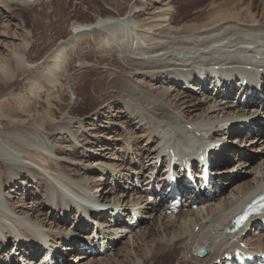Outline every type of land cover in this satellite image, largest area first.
Segmentation results:
<instances>
[{
	"label": "bare ground",
	"instance_id": "6f19581e",
	"mask_svg": "<svg viewBox=\"0 0 264 264\" xmlns=\"http://www.w3.org/2000/svg\"><path fill=\"white\" fill-rule=\"evenodd\" d=\"M111 1L96 26L92 23L87 29L74 28L78 32L70 30L69 39L75 34L85 38L77 47L81 51L72 54L65 73H61L58 83L55 81L58 92L52 100V111L61 114L59 120H44L38 125L39 112L27 114L30 104H20L17 115L11 110L12 103L0 105V264L18 259L35 264L46 243L51 252L71 253L64 264H154L155 258L156 264H215L222 252L235 247L228 240L227 230L232 229L237 213L264 187V131L259 134L264 130V116L255 118L258 110L247 111L234 102L214 99L202 90L203 74L199 73L202 68L201 73L205 70L212 76L211 68L220 69L224 86L226 76L236 81L247 76L264 82V47L258 52L250 47L252 40L264 34V16L254 15L249 8L226 14L215 11L210 16L212 21L207 20L220 29L210 32L207 21L202 25L180 22L174 0ZM37 2L0 0V8L9 10L20 5L33 10ZM8 31L0 34V42L9 39ZM68 41L60 37L39 60L29 57V44L24 43L20 54L8 63H0V84L15 87L24 73H30L32 77L41 74L44 82L30 75L33 81L30 79L25 87L52 86L50 73L46 72L61 67V54L56 51L62 45L67 48ZM73 48L69 50L73 52ZM84 87H92L91 92L87 94ZM70 92L75 102H67ZM77 113L86 115L74 117ZM119 121L123 122L117 124ZM246 123L247 127L238 128ZM123 126L144 129L148 143L156 146L140 147L133 132L121 146L108 135L103 140L92 136L102 128L116 136ZM250 127L258 128V132L254 138L245 139ZM52 136L69 141L71 148L57 147L50 141ZM212 141L218 144L213 167L216 173L222 171L224 186L223 197L214 203L166 216L164 210L156 211L144 195L112 190V178L130 188L131 179L140 177L142 170L147 174L142 180L146 179L149 186L154 171H162L156 163L159 159L178 151L189 156L200 145L213 148ZM98 183L101 189L96 193ZM21 194L23 198H19ZM89 194L107 207L124 213L138 209L142 214L144 225L132 235L119 236L122 228H113L110 232L115 234L108 237L104 234L113 247L106 257L77 255L76 238L86 237L87 233L74 201L77 196L85 198ZM159 203L162 201L156 205ZM82 209L94 213L95 218L103 215L99 226H108L111 211ZM255 224L249 221L235 234L250 250L264 248V237L249 232ZM198 247L207 249L205 258L195 257ZM73 255H77L75 259Z\"/></svg>",
	"mask_w": 264,
	"mask_h": 264
},
{
	"label": "rangeland",
	"instance_id": "374dc122",
	"mask_svg": "<svg viewBox=\"0 0 264 264\" xmlns=\"http://www.w3.org/2000/svg\"><path fill=\"white\" fill-rule=\"evenodd\" d=\"M38 2H37L38 5L37 4L34 5L33 10H28V9L26 10V8H23L20 5H14V7L12 6V8H10L9 10L8 8H0V34L4 33V30L5 31L9 30L8 31L9 34L11 33L9 35L10 36L9 39H7L5 42H2L3 40L0 42V63L1 64L8 63L13 59L15 54H20L22 52V46L26 42L29 44V48L27 49V52H28L29 57H31L32 60L42 59L46 51L48 52L52 48V46L55 45L56 40L59 39L60 37L65 38L66 41L69 40L67 43V46L69 48L74 47L73 48L74 51L72 52L71 50H69L68 47L65 48L66 45H62L60 46V48L57 49L58 51H56V54L57 53L61 54L60 55L61 56L60 62L62 63L61 67L60 68L56 67L54 71L52 70L50 72H46V73H50V80H51V83H53L52 86L49 85L47 87H25L26 85L31 83L29 82L32 80L31 78H34V80L36 78V81L40 83L42 81L44 82L43 78H41L42 76L41 74L39 76L32 77L30 73L28 74L24 73L20 77V82L17 83L16 84L17 86L15 87H5L2 84H0V105L3 104L2 106H4L6 105V102L7 104L12 103L14 107H12L11 110L12 111L14 110L13 113L15 112L14 114L17 115L18 110H20L19 107H21V105H25L28 103L32 106V108L29 109V112H27V114L34 115L35 113L39 112V116H40L38 120L39 123L38 121L37 123L38 125H42V122L44 120L52 121L53 119H56V118L59 120V118L61 117L60 116L61 114H55L52 111L53 105H54V102L52 100L55 99V96L57 95V92H58V87H55V81L56 83H58V79L60 78V76L63 75L61 73H65L66 66L69 65V63L71 62V59L73 58L72 54L75 55L77 54V52L81 51L78 48L81 42L83 41V38H85L84 37L85 35L75 34L73 39L71 38L69 39V34L71 33V31L78 32L76 31L77 29L76 30L74 29L76 27L81 28L82 26H84L86 28L88 27V25L92 23L93 25H95V23L98 22L99 16L106 15V10H108L107 6H110L108 4H111L112 1L111 0L110 1L109 0H55V1L54 0H41L42 2L41 3L40 0H38ZM178 3H180L181 6H179ZM174 4H175V8H178V11L180 12L181 20L180 18H178L180 22H183V24L184 23H195L198 25H200L201 23L203 24L208 23L210 29H207V31H210V30L214 31L216 29H220V27H215L216 24L214 22H211L212 21L211 17L214 16L215 11H217L219 14H226V13H235L242 9L245 10L249 8L250 12L253 13L254 15L264 16V0H174ZM13 8H17V9H15L14 13L11 14V12H13ZM32 12H35V13L33 14ZM207 19H210L211 21L210 20L208 21ZM206 21L207 23H205ZM237 21L242 22L240 20H237ZM262 21H264V17L262 18ZM228 25H232V24H227V26ZM227 26L224 25V27H227ZM84 27H82L81 29H84ZM246 33L248 34V32ZM260 36H261L260 38L252 40L254 41L252 45L249 44L250 47L256 50V52L261 51L264 47V34ZM229 37L230 38L233 37V40H235L236 38L234 37V35H231ZM88 38L93 39L94 37H92V35L91 36L89 35ZM224 40L228 41L226 39ZM94 42L96 41L94 40ZM241 45H244V44H241ZM86 46H89V44L84 46L83 52L86 51L85 49ZM61 47H64V48L62 49ZM211 47H213V45ZM219 48H223V47H219ZM214 50H209V51H214ZM227 50L220 51L222 52L220 55L225 53ZM220 55L217 54V56H220ZM74 64L75 65L77 64L76 61ZM214 65L212 64V67ZM200 69H199V73L201 75L202 73L200 72ZM204 71L205 70H203V72ZM220 73H221L220 76H222L223 73L222 72ZM34 86H37V84L34 83ZM91 89L92 87H84V91L87 94L91 92ZM66 99H67V102H70L71 101L70 99H72L73 102L76 101V97L72 92H70V94L68 95ZM18 103H19V106L17 105ZM83 115H86V113H77L75 114L74 117L81 118ZM104 121L105 120H102V123ZM120 122H123V121H119L117 122V124H119ZM123 127L124 129L118 131L116 136L112 134L109 135V131H106L103 128L102 130L100 129V130L93 132L92 136L93 137L95 136L97 139L99 138L102 139L108 135L109 138L112 139V141L116 140L115 142L120 143V146H121V143L123 144L122 141L126 140L124 138L129 137L128 134L132 136V132H133V134H135L134 137L140 140L139 141L140 147L143 148V147L151 146L150 148H153L156 146L155 143L154 144H151L150 142L148 143V138H147L148 133H146L144 129L142 131H139V128H134V129L128 128L127 129L125 126ZM125 128L127 129V131L125 130ZM125 134L126 136H124ZM61 138H62L61 136H52L50 141L51 142L53 141V143L57 147H60L62 145L63 147L70 149L72 146L71 143L69 141L62 142ZM92 142H94V140H92ZM243 176H248V175H243ZM92 177L99 178L98 175H93ZM100 189H101V185L100 183H98L96 187L94 188V192L96 193L100 192ZM22 194L19 196V198L21 197L23 198ZM151 258H152V255H151ZM156 262H157V258L154 259V264H156ZM68 263L70 264L71 261Z\"/></svg>",
	"mask_w": 264,
	"mask_h": 264
}]
</instances>
